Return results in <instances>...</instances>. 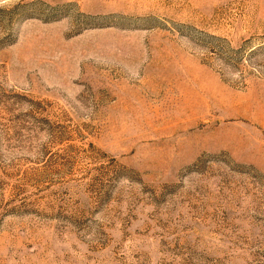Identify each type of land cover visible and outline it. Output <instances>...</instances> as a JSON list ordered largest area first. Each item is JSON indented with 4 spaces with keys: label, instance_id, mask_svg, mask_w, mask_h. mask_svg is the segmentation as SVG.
<instances>
[{
    "label": "rangeland",
    "instance_id": "rangeland-1",
    "mask_svg": "<svg viewBox=\"0 0 264 264\" xmlns=\"http://www.w3.org/2000/svg\"><path fill=\"white\" fill-rule=\"evenodd\" d=\"M0 264H264V0H0Z\"/></svg>",
    "mask_w": 264,
    "mask_h": 264
}]
</instances>
